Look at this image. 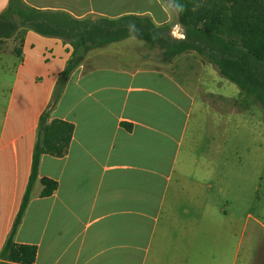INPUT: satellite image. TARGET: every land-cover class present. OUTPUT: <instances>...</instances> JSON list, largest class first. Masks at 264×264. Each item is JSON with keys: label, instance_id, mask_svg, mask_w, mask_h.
<instances>
[{"label": "crops", "instance_id": "0c3cea01", "mask_svg": "<svg viewBox=\"0 0 264 264\" xmlns=\"http://www.w3.org/2000/svg\"><path fill=\"white\" fill-rule=\"evenodd\" d=\"M24 1L94 20L149 15L174 21L173 35L184 37L164 0ZM8 2L0 0V12ZM72 53L63 38L25 27L0 40V252L50 109V120L71 122L74 132L63 156L42 155L14 236L37 246L32 264H264L239 259L241 239L226 225L224 110L232 97L216 86L217 67L193 51L168 60L130 36L87 51L52 106ZM241 111L234 99L231 113ZM43 176L58 182L49 196H41Z\"/></svg>", "mask_w": 264, "mask_h": 264}, {"label": "trees", "instance_id": "16d2710c", "mask_svg": "<svg viewBox=\"0 0 264 264\" xmlns=\"http://www.w3.org/2000/svg\"><path fill=\"white\" fill-rule=\"evenodd\" d=\"M164 2L176 12L184 37L173 35L174 21L157 24L149 15L124 14L94 20L92 17L78 18L63 10L37 8L24 0H9L0 12V40L13 37L25 27L42 35L61 37L73 46V53L56 83L52 106L87 51L136 36L149 47L160 48L168 60L184 52L196 51L239 86L245 102L253 99L264 109V0ZM73 132V123L59 118L50 120V109L41 114L29 182L0 252V264L6 261L32 264L36 260L37 246L17 243L14 236L39 178L42 155L63 156L69 149ZM40 181L43 185L41 196L53 194L58 187V182L50 177L43 176Z\"/></svg>", "mask_w": 264, "mask_h": 264}, {"label": "rangeland", "instance_id": "374dc122", "mask_svg": "<svg viewBox=\"0 0 264 264\" xmlns=\"http://www.w3.org/2000/svg\"><path fill=\"white\" fill-rule=\"evenodd\" d=\"M220 79L216 86L232 97L224 110L226 225H235L236 243L241 239L239 259L259 262L264 260V109L253 99L245 102L236 83ZM234 99H241L238 114L231 113Z\"/></svg>", "mask_w": 264, "mask_h": 264}, {"label": "clouds", "instance_id": "9594fccd", "mask_svg": "<svg viewBox=\"0 0 264 264\" xmlns=\"http://www.w3.org/2000/svg\"><path fill=\"white\" fill-rule=\"evenodd\" d=\"M178 10H180V9H179V6H178Z\"/></svg>", "mask_w": 264, "mask_h": 264}]
</instances>
